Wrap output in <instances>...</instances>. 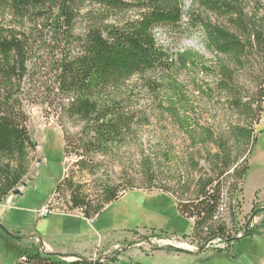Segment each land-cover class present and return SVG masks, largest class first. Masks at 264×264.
<instances>
[{"label": "trees", "instance_id": "trees-1", "mask_svg": "<svg viewBox=\"0 0 264 264\" xmlns=\"http://www.w3.org/2000/svg\"><path fill=\"white\" fill-rule=\"evenodd\" d=\"M194 4L197 10H189L192 26L202 29L210 51L230 60L225 64L216 58L212 68L219 79L209 89L224 95L241 118L228 138L215 139L210 129L180 113L179 106L187 99L179 82L150 76L172 69L173 56L158 42L157 31L182 23L183 0H0V204L28 173L36 149L26 101L41 105L46 116L56 120L63 132L64 154L75 159L55 186V198L66 199L70 208L91 219L134 187L133 182L115 183L103 175L116 147L142 124L141 101L146 93L159 94L167 84L173 96L169 110L187 133L217 145L210 157L214 175L200 179L192 196L179 198L178 211L194 220L192 236L200 247L220 238L225 251L237 245L231 256L246 251L244 240L255 232L244 227V234L237 236V195L250 169L252 145L264 114V0H195ZM199 9L217 15L226 25L207 20ZM178 57L193 64L200 61L199 54L191 51ZM224 203L227 210L221 214ZM260 212L264 208L252 210ZM227 218L235 221V232ZM65 256L31 245L12 264H140L118 256L75 255L72 260Z\"/></svg>", "mask_w": 264, "mask_h": 264}, {"label": "rangeland", "instance_id": "rangeland-1", "mask_svg": "<svg viewBox=\"0 0 264 264\" xmlns=\"http://www.w3.org/2000/svg\"><path fill=\"white\" fill-rule=\"evenodd\" d=\"M194 1L183 0L184 19L178 27L158 29V42L174 61L171 70L150 76L179 82L187 99L184 106H179L180 113H187L194 124L210 129L215 139L228 138L230 128L239 125L241 118L224 95L209 89L219 79L212 68L216 58L225 64L230 60L210 51L202 29L192 26L189 10L198 8ZM200 11L207 20L226 25L217 15ZM184 51L199 54L200 61L185 62L178 57ZM164 88L166 91L159 94L146 93L141 101L142 124L130 139L116 147L113 161L103 175L115 183L133 182L134 187L91 219L85 218L80 209L70 208L66 199L55 198V186L75 159L64 154L63 132L56 120L47 117L41 105L25 102L36 149L28 173L0 204V224L15 235L0 227V264H12L24 247L31 245L42 251L45 246L50 253L66 255L67 260L80 255L93 259L120 256L140 264H264V212L252 214L254 207L264 208V123L257 126L250 169L237 195L239 233L244 234L250 218V229L255 232L244 240L246 251L231 256L236 254L237 245L225 251L221 240L202 252L201 245L194 250L198 241L192 236L193 221L179 213L177 201L192 196L200 179L214 175L210 157L217 145L187 133L178 116L169 110V98L173 96L167 84ZM152 184L155 185L150 190ZM44 207L49 209L47 215L41 214ZM227 219L233 230L235 221ZM169 241L175 246L165 244ZM168 247L173 250L161 249Z\"/></svg>", "mask_w": 264, "mask_h": 264}, {"label": "built area", "instance_id": "built-area-1", "mask_svg": "<svg viewBox=\"0 0 264 264\" xmlns=\"http://www.w3.org/2000/svg\"><path fill=\"white\" fill-rule=\"evenodd\" d=\"M226 210H227V205H226V203H224L220 208H219V213H221V214H223V213H225L226 212ZM49 213V209H48V207H44L43 208V210L41 211V214H44V215H47ZM189 220H191V221H194L192 218H189ZM242 233H238V237H241L242 235H241ZM216 240H221L220 238H216V239H213L212 241H209V243H208V247L209 246H211V244L213 243V242H215ZM169 244V245H174L171 241H169V242H165V244ZM167 244V245H168ZM175 246V245H174ZM193 249L195 250V249H199V245H198V247H193Z\"/></svg>", "mask_w": 264, "mask_h": 264}, {"label": "water", "instance_id": "water-1", "mask_svg": "<svg viewBox=\"0 0 264 264\" xmlns=\"http://www.w3.org/2000/svg\"><path fill=\"white\" fill-rule=\"evenodd\" d=\"M251 220H252V218L249 219V222H248V224H247V228L249 227ZM0 227H1L2 229H4L9 235L15 237V235H13V234L10 233L9 231H7L5 228H3L1 224H0ZM42 249H43V252H45V253L48 252V250H47V248H46L45 246H44V248H42ZM205 249H206V246H202V247H200V250H205ZM48 253H50V252H48ZM53 253H54V252H53ZM103 258H104V257H103Z\"/></svg>", "mask_w": 264, "mask_h": 264}, {"label": "crops", "instance_id": "crops-1", "mask_svg": "<svg viewBox=\"0 0 264 264\" xmlns=\"http://www.w3.org/2000/svg\"><path fill=\"white\" fill-rule=\"evenodd\" d=\"M261 122H263V123H264V116H263V118H262ZM85 258H86V257H85ZM88 258H90V259H93V258H91L90 256H89ZM119 258H120V259H122L120 256H119Z\"/></svg>", "mask_w": 264, "mask_h": 264}, {"label": "clouds", "instance_id": "clouds-1", "mask_svg": "<svg viewBox=\"0 0 264 264\" xmlns=\"http://www.w3.org/2000/svg\"><path fill=\"white\" fill-rule=\"evenodd\" d=\"M153 46H155V39H153Z\"/></svg>", "mask_w": 264, "mask_h": 264}]
</instances>
